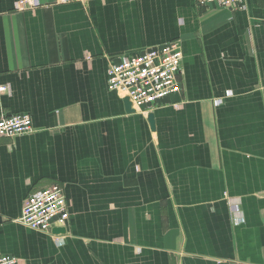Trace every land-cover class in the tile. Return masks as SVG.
I'll return each mask as SVG.
<instances>
[{
	"label": "crops",
	"instance_id": "0c3cea01",
	"mask_svg": "<svg viewBox=\"0 0 264 264\" xmlns=\"http://www.w3.org/2000/svg\"><path fill=\"white\" fill-rule=\"evenodd\" d=\"M38 1L0 0V116L26 113L34 128L0 137V253L264 264V0ZM169 41L183 53L179 91L126 112L109 61ZM51 184L67 203L64 233L18 222Z\"/></svg>",
	"mask_w": 264,
	"mask_h": 264
},
{
	"label": "built area",
	"instance_id": "2783aa9c",
	"mask_svg": "<svg viewBox=\"0 0 264 264\" xmlns=\"http://www.w3.org/2000/svg\"><path fill=\"white\" fill-rule=\"evenodd\" d=\"M67 1V0H63ZM200 5H214L230 10L242 8L245 0H197ZM38 0H18L17 8L35 7ZM183 53L177 41L151 46L141 52L118 56L109 61L107 88L120 96H128L137 110L149 109L179 91ZM0 85V92L6 90ZM31 118L26 113L0 116V137H15L33 132ZM238 212L232 209V214ZM69 212L59 184L29 194L23 203L18 222L31 229L51 233L54 227L67 224ZM65 228V227H64ZM17 258L0 253V264H17Z\"/></svg>",
	"mask_w": 264,
	"mask_h": 264
},
{
	"label": "water",
	"instance_id": "95a60500",
	"mask_svg": "<svg viewBox=\"0 0 264 264\" xmlns=\"http://www.w3.org/2000/svg\"><path fill=\"white\" fill-rule=\"evenodd\" d=\"M123 104H124V107H125V111L126 112H133V108H132V103L129 99L128 96H125L123 98ZM148 118H149V121L151 123V126L152 128H154V120H153V114L152 113H149L148 114ZM53 233H56V234H59V233H64L65 231V228L64 227H54L52 230H51Z\"/></svg>",
	"mask_w": 264,
	"mask_h": 264
}]
</instances>
